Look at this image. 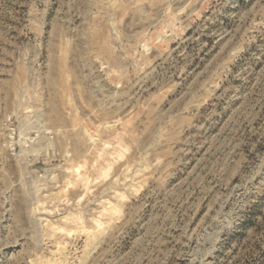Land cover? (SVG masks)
Listing matches in <instances>:
<instances>
[{
    "label": "rangeland",
    "instance_id": "1",
    "mask_svg": "<svg viewBox=\"0 0 264 264\" xmlns=\"http://www.w3.org/2000/svg\"><path fill=\"white\" fill-rule=\"evenodd\" d=\"M0 264H264V0H0Z\"/></svg>",
    "mask_w": 264,
    "mask_h": 264
}]
</instances>
